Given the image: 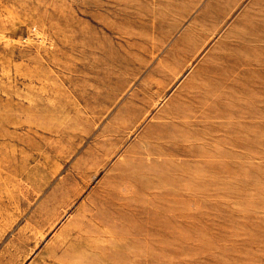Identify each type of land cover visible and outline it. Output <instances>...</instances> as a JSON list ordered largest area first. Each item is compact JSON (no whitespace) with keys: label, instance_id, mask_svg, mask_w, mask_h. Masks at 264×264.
Here are the masks:
<instances>
[{"label":"rangeland","instance_id":"obj_1","mask_svg":"<svg viewBox=\"0 0 264 264\" xmlns=\"http://www.w3.org/2000/svg\"><path fill=\"white\" fill-rule=\"evenodd\" d=\"M0 264H264V0H0Z\"/></svg>","mask_w":264,"mask_h":264}]
</instances>
